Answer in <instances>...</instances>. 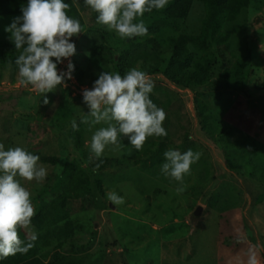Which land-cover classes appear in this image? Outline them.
Listing matches in <instances>:
<instances>
[{
	"label": "rangeland",
	"instance_id": "374dc122",
	"mask_svg": "<svg viewBox=\"0 0 264 264\" xmlns=\"http://www.w3.org/2000/svg\"><path fill=\"white\" fill-rule=\"evenodd\" d=\"M73 1L86 26L71 38L76 44L71 61L84 71V81L72 74L66 86L42 94L20 84L18 70L12 66L0 69V144L5 150L27 149L47 168L40 183L18 177L31 193L35 215L66 191L78 164L111 158L122 165L110 164L97 174L98 182L92 181L93 195L69 203L73 236L59 248L55 242L49 247L38 245L40 255L48 253L44 259L49 261L57 251L75 264H248L249 254L254 252L257 264H264V0H251L236 21L223 27L232 33L224 57L229 53L249 57L245 88L189 90L176 87L162 73L150 74L154 82L150 99L166 114L163 127L167 135L146 138L140 149L124 137L117 145L107 146L100 157L91 151L90 140L96 129L107 125L91 124L90 117L89 123H80L88 111L82 89L91 88L99 74L90 62L93 41H100L105 31L112 52L120 55L125 49L132 50L136 59L127 69L146 72L156 61L146 60L145 53H153L157 44L162 59L168 62V38L179 33L164 28L157 34L122 38L96 23L97 13L84 0ZM19 15L0 16V40L8 38L4 27ZM158 17L144 14L142 19L148 27ZM203 17V5L195 2L180 33L198 34ZM154 38L157 42L150 41ZM217 57L220 79L227 66L224 57L218 53ZM67 62L59 68H65ZM73 120L78 124L76 130ZM169 148L201 153L182 182L161 173L157 155L162 157ZM136 155L152 157L150 172L140 162L128 166ZM109 191L123 201H109ZM198 207L202 212L196 216Z\"/></svg>",
	"mask_w": 264,
	"mask_h": 264
},
{
	"label": "clouds",
	"instance_id": "9594fccd",
	"mask_svg": "<svg viewBox=\"0 0 264 264\" xmlns=\"http://www.w3.org/2000/svg\"><path fill=\"white\" fill-rule=\"evenodd\" d=\"M84 3L97 13L96 23L131 39L147 34L142 17L146 12L163 8L167 0H84ZM68 8L65 0H27L20 8L21 14L4 27L15 50H20L14 61L20 84L45 94L57 86H66L73 78L75 65L71 57L76 54V44L71 38L81 33V24L66 14ZM65 60L66 67L59 68ZM153 88L151 77L133 67L123 75L102 71L91 88L82 89L88 111L80 123H89L90 117L91 124L107 125L96 129L91 136L90 148L96 157L124 137L131 146L140 149L146 138L167 135L163 127L166 114L150 99ZM43 102L48 103L46 96ZM72 128H78L75 120ZM200 155L190 148L184 152L169 148L163 153L161 173L182 182ZM39 159L20 146L5 150L0 144V256L26 252L32 246L18 235V227L30 224L35 215L31 193L18 177L42 182L47 168L38 163ZM107 198L116 204L123 201L115 191H109ZM248 264H257L254 252L249 254Z\"/></svg>",
	"mask_w": 264,
	"mask_h": 264
},
{
	"label": "trees",
	"instance_id": "16d2710c",
	"mask_svg": "<svg viewBox=\"0 0 264 264\" xmlns=\"http://www.w3.org/2000/svg\"><path fill=\"white\" fill-rule=\"evenodd\" d=\"M251 0H167L166 5L161 9H153L146 12V15L158 14L159 17L148 26V34H157L164 28L179 33L168 38L170 47V57L166 62L161 57L157 44L153 53H145L146 60H155L152 65H148L146 73L148 75L162 73L176 87L196 90L201 87L236 88L242 90L248 83L250 71L247 67V59L229 53V57H224L226 44L232 36L229 31H224L226 23L236 21L240 15L249 7ZM27 0H0V16L21 14L20 8L26 4ZM69 4L66 14L77 18L81 24V32L85 29L86 22L81 11L73 0H65ZM199 2L204 7V17L201 29L198 34L180 33L181 24L187 20L194 3ZM80 34V33H79ZM78 34V35H79ZM106 32L100 34V41H93L90 58L91 67L96 72L108 71L118 72L121 75L128 71L127 64L135 61L132 50H126L119 54L111 51L108 46ZM76 37V36H73ZM157 42L156 38L150 40ZM149 41V42H150ZM217 51H216V49ZM20 50H15L9 39L0 40V69L5 66H12L17 69L14 61ZM217 53L224 57V64L227 69L223 77L218 79L216 67L218 65ZM143 55V54H141ZM140 56V54H138ZM166 63V65H163ZM59 67V66H58ZM18 70V69H17ZM75 77L81 82L84 81V71L75 66L73 72ZM252 155H254L252 153ZM158 161L163 163L164 157L157 155ZM43 160H45L43 158ZM150 160L136 155L129 159V167H136L138 162L142 163L144 171L150 172ZM114 162L121 167L122 163L118 159L96 158L88 160L87 164H78L72 172L70 186L57 197L49 200L38 214L32 217L31 223L23 227H18V235L25 243L32 246L26 252H17L7 256H0V264H75L63 259L55 251L52 258L46 261L40 255V244L50 246L55 242L56 247L69 240L75 230L74 221L71 219L69 203L71 201L86 199L93 195L94 189L92 181L98 182L97 174L103 172ZM99 191L101 188L98 189ZM98 209L101 204L95 203ZM37 235L35 236V234ZM35 236V239L31 238ZM39 245V246H38Z\"/></svg>",
	"mask_w": 264,
	"mask_h": 264
},
{
	"label": "water",
	"instance_id": "95a60500",
	"mask_svg": "<svg viewBox=\"0 0 264 264\" xmlns=\"http://www.w3.org/2000/svg\"><path fill=\"white\" fill-rule=\"evenodd\" d=\"M201 212H202V207H198L196 212H195V215L199 216L201 214Z\"/></svg>",
	"mask_w": 264,
	"mask_h": 264
}]
</instances>
